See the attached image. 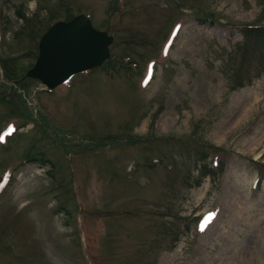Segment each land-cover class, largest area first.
<instances>
[{
  "label": "rangeland",
  "instance_id": "rangeland-1",
  "mask_svg": "<svg viewBox=\"0 0 264 264\" xmlns=\"http://www.w3.org/2000/svg\"><path fill=\"white\" fill-rule=\"evenodd\" d=\"M80 12L107 64L42 89L39 37ZM248 25L264 0H0V264H264Z\"/></svg>",
  "mask_w": 264,
  "mask_h": 264
},
{
  "label": "water",
  "instance_id": "water-1",
  "mask_svg": "<svg viewBox=\"0 0 264 264\" xmlns=\"http://www.w3.org/2000/svg\"><path fill=\"white\" fill-rule=\"evenodd\" d=\"M113 36L93 27L84 13L57 21L40 37L38 56L26 72L52 89L73 74L101 66L110 55Z\"/></svg>",
  "mask_w": 264,
  "mask_h": 264
},
{
  "label": "trees",
  "instance_id": "trees-1",
  "mask_svg": "<svg viewBox=\"0 0 264 264\" xmlns=\"http://www.w3.org/2000/svg\"><path fill=\"white\" fill-rule=\"evenodd\" d=\"M255 29H259L256 30ZM253 32L257 34V38L260 39V41H263L264 39V26H242V34L244 37H250L253 35ZM107 64V63H106Z\"/></svg>",
  "mask_w": 264,
  "mask_h": 264
}]
</instances>
